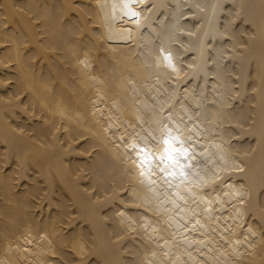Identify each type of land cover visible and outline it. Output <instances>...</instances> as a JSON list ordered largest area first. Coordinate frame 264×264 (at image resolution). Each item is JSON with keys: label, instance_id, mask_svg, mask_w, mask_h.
I'll use <instances>...</instances> for the list:
<instances>
[{"label": "bare ground", "instance_id": "6f19581e", "mask_svg": "<svg viewBox=\"0 0 264 264\" xmlns=\"http://www.w3.org/2000/svg\"><path fill=\"white\" fill-rule=\"evenodd\" d=\"M121 2L0 0V264H264V0Z\"/></svg>", "mask_w": 264, "mask_h": 264}, {"label": "snow or ice", "instance_id": "6c2138e0", "mask_svg": "<svg viewBox=\"0 0 264 264\" xmlns=\"http://www.w3.org/2000/svg\"><path fill=\"white\" fill-rule=\"evenodd\" d=\"M143 0H122L121 10L124 15L130 19L138 18L139 13L136 11V6L142 3ZM160 63L175 70L172 54L161 48L159 55ZM155 143L149 145L147 140L137 142L132 140L127 144L131 153L134 154V159L130 163L138 170L141 177L151 181V177L157 172L165 177H185L191 169L190 161L193 158L188 147H185V141L179 134H173V129L165 126L161 130V135L157 140L152 138Z\"/></svg>", "mask_w": 264, "mask_h": 264}]
</instances>
